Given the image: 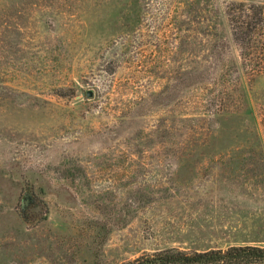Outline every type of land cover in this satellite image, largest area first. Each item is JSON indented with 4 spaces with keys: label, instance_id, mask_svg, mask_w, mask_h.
<instances>
[{
    "label": "rangeland",
    "instance_id": "rangeland-1",
    "mask_svg": "<svg viewBox=\"0 0 264 264\" xmlns=\"http://www.w3.org/2000/svg\"><path fill=\"white\" fill-rule=\"evenodd\" d=\"M212 7L0 0V264L264 247V68Z\"/></svg>",
    "mask_w": 264,
    "mask_h": 264
},
{
    "label": "trees",
    "instance_id": "trees-1",
    "mask_svg": "<svg viewBox=\"0 0 264 264\" xmlns=\"http://www.w3.org/2000/svg\"><path fill=\"white\" fill-rule=\"evenodd\" d=\"M198 1V0H196ZM264 0H213V12L225 18L230 41L241 48V56L264 68ZM262 70V69H260ZM20 216L29 226L47 219L48 209L29 187L20 203ZM123 264H264V247L232 246L225 251L186 253L167 249Z\"/></svg>",
    "mask_w": 264,
    "mask_h": 264
},
{
    "label": "water",
    "instance_id": "water-1",
    "mask_svg": "<svg viewBox=\"0 0 264 264\" xmlns=\"http://www.w3.org/2000/svg\"><path fill=\"white\" fill-rule=\"evenodd\" d=\"M87 97L92 98L93 97V91H88L87 92Z\"/></svg>",
    "mask_w": 264,
    "mask_h": 264
}]
</instances>
